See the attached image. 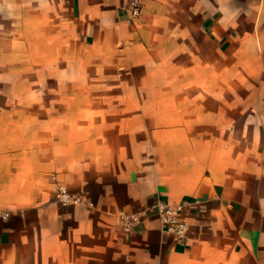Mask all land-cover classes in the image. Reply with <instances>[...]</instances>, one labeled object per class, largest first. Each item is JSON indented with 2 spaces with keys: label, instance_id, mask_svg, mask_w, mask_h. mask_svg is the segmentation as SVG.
I'll list each match as a JSON object with an SVG mask.
<instances>
[{
  "label": "crops",
  "instance_id": "crops-1",
  "mask_svg": "<svg viewBox=\"0 0 264 264\" xmlns=\"http://www.w3.org/2000/svg\"><path fill=\"white\" fill-rule=\"evenodd\" d=\"M252 90L264 0H146L139 23L125 0H0V264H264ZM155 199L188 202L185 239L124 230Z\"/></svg>",
  "mask_w": 264,
  "mask_h": 264
},
{
  "label": "built area",
  "instance_id": "built-area-1",
  "mask_svg": "<svg viewBox=\"0 0 264 264\" xmlns=\"http://www.w3.org/2000/svg\"><path fill=\"white\" fill-rule=\"evenodd\" d=\"M126 12L131 22L139 23L141 20L142 9L146 0H125ZM57 199L63 204L75 203L78 198L71 195L63 187L57 189ZM188 202L182 201L175 204L155 199L148 206L135 212H120L119 218L124 230L129 233L134 227L141 223L149 215H156L159 219L163 231L170 234L174 240L182 241L189 232V223L185 216ZM8 217V212L0 210V219Z\"/></svg>",
  "mask_w": 264,
  "mask_h": 264
},
{
  "label": "rangeland",
  "instance_id": "rangeland-1",
  "mask_svg": "<svg viewBox=\"0 0 264 264\" xmlns=\"http://www.w3.org/2000/svg\"><path fill=\"white\" fill-rule=\"evenodd\" d=\"M29 79H28V82H34V83H38V82H45V83H48L49 80H42L43 78H41V76H28ZM78 76H71V75H62L61 76V82L62 83H65V82H68L70 80H75L77 79ZM46 93H49V92H46ZM250 97H253L254 98V103L259 105V101L260 99H264V90H252V91H249V92H246ZM256 98H258V100H256ZM258 110L261 111V112H264V106H260L258 107Z\"/></svg>",
  "mask_w": 264,
  "mask_h": 264
}]
</instances>
